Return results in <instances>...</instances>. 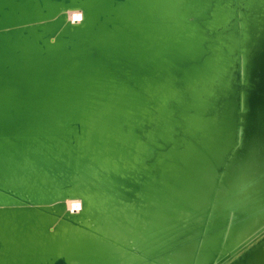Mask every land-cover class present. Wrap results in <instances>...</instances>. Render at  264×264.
<instances>
[{"label": "water", "instance_id": "water-1", "mask_svg": "<svg viewBox=\"0 0 264 264\" xmlns=\"http://www.w3.org/2000/svg\"><path fill=\"white\" fill-rule=\"evenodd\" d=\"M240 3L0 0V264H167L173 235L202 216L187 264L242 248L219 239L200 263L205 196L184 166L155 167L169 134L190 140L195 85L230 70ZM242 209L224 226L247 241L264 199Z\"/></svg>", "mask_w": 264, "mask_h": 264}, {"label": "bare ground", "instance_id": "bare-ground-1", "mask_svg": "<svg viewBox=\"0 0 264 264\" xmlns=\"http://www.w3.org/2000/svg\"><path fill=\"white\" fill-rule=\"evenodd\" d=\"M239 1L237 13L242 20L237 27L240 34L236 47L229 50L230 70L211 82L195 85V89H200L197 95L200 115L189 132L190 140L169 134L156 152L158 171L175 174L184 166L205 196L203 210L209 213L204 227L207 235L202 238L198 254L200 263L211 244L223 238L225 245L242 242V248L222 264L242 254L236 264H264V228L246 241L237 233L241 223L224 226L228 214L235 220L242 215L245 205L264 199V167L259 166L264 151V0ZM64 14L71 24L82 19L79 9H68ZM230 23L231 20L227 21L226 26ZM239 130L242 137L236 149ZM259 188L261 191L254 195ZM233 203L238 204L233 213L228 212ZM64 205L71 214L81 210L79 199H67ZM202 220L203 216L197 227L190 226L173 235L167 264H187L191 260Z\"/></svg>", "mask_w": 264, "mask_h": 264}, {"label": "rangeland", "instance_id": "rangeland-1", "mask_svg": "<svg viewBox=\"0 0 264 264\" xmlns=\"http://www.w3.org/2000/svg\"><path fill=\"white\" fill-rule=\"evenodd\" d=\"M264 153V151L261 152V155H260V162H259V166L261 167H264V157L262 156V154Z\"/></svg>", "mask_w": 264, "mask_h": 264}]
</instances>
